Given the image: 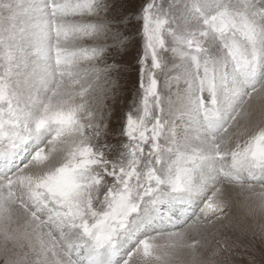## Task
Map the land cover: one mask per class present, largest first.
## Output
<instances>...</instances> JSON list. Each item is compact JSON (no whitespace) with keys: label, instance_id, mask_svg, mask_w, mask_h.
<instances>
[{"label":"snow or ice","instance_id":"6c2138e0","mask_svg":"<svg viewBox=\"0 0 264 264\" xmlns=\"http://www.w3.org/2000/svg\"><path fill=\"white\" fill-rule=\"evenodd\" d=\"M111 7L110 0H46L34 9L31 27L41 39L51 40L50 48L42 52L45 59L49 52L54 53L56 71L51 75L57 83L48 99L40 101L43 106L38 115L22 110L12 118L15 123L0 120V155L9 157L25 146L33 125L37 130L54 128V135L44 146L0 175V199L9 206L19 202L16 211L24 238L35 241L31 246H24L28 250L24 252L22 264H95L94 255L98 250L117 251L130 225H146L161 214L168 222V230L139 240L119 264H152V254L157 251L159 240L178 244L189 232L197 233L196 244L211 257L210 264H264V260L240 258L242 246L251 244L257 236L264 253V191L257 194L261 210L248 213L256 223L244 230V240L238 243L240 238L235 233L229 234L225 225L226 221L228 225L232 222L233 208L231 198L225 197V193L233 189H226V184L238 185L241 192L254 193L257 185L264 189V133L230 153L221 147L223 138L213 135L204 142L206 147L179 153L171 165L174 176L165 180L158 174L166 149L161 137L171 132V126L162 115L155 114L153 107L160 103L156 70L161 69L166 23L153 19L156 0L147 4L143 14L146 49L140 69L143 114L127 117V163L113 164L112 172L108 173L113 183L106 189L103 207H93L88 194L77 189L74 180L80 177L70 176L67 166L39 180H32L23 173L29 164L45 160V150L54 149L58 138L69 129L83 134L85 125L79 123L78 115L87 116L93 137L99 139L96 134L100 130L92 121L102 113L108 94L111 93L113 99L118 94L119 74L126 69L117 63L116 57L127 56L130 46L127 41L132 39L125 31L127 17L110 16ZM253 7L264 9V0ZM217 38L224 49L219 59L213 58L208 48L209 41ZM187 45L192 49L198 78L199 107L209 126L215 124L221 100L234 94L242 106L252 92L257 95L264 92V25L257 28L243 15L230 17L219 12L203 19ZM81 62L92 64V68H81ZM97 63L101 67L97 68ZM49 75L46 67L32 74L45 87ZM66 77L80 83L79 93L69 89L64 82ZM4 95V84L0 81V98ZM73 95L80 96L79 104L67 101L66 98ZM211 150L223 153L220 173L211 178L194 179ZM84 154L89 155L87 150ZM166 183L180 194L179 203L166 199L162 188ZM4 231L6 240L15 239L8 221H5ZM249 233L253 240L247 239ZM19 255L15 245L6 244L0 264H21L17 259Z\"/></svg>","mask_w":264,"mask_h":264},{"label":"rangeland","instance_id":"374dc122","mask_svg":"<svg viewBox=\"0 0 264 264\" xmlns=\"http://www.w3.org/2000/svg\"><path fill=\"white\" fill-rule=\"evenodd\" d=\"M44 2L46 0H0V81H3L5 89V95L0 98V120L15 123L13 117L18 116L22 110L29 111L25 99L38 94V89L35 91L26 87L31 60L39 58V61H42L44 58L49 65H55L54 53L49 52L45 59L42 52V49L50 48L51 40L41 39L37 31L31 27L35 7ZM150 2L151 0H110L112 5L110 16L127 17L125 31L132 36V39L127 41L130 45L127 56L116 57L117 63L123 64L126 69L119 74L118 94L115 99L111 93L108 94L102 113L92 121V124L100 130L96 134L99 139L93 137L87 116L78 115L79 123L85 125L83 134L69 129L58 138L54 149L50 152L45 150L47 152L45 160L29 164L23 169V173L32 180H39L67 166L70 176L80 177L74 180L77 189L88 194L93 207H103L107 195L106 189L113 183L108 173L112 172L113 164L119 165L121 161L127 163L125 156L128 151L126 148L128 138L125 135L127 117L130 114L133 116L143 114L144 90L140 86V69L143 66L141 61L146 51L143 14L144 8ZM260 2L261 0H156L157 7L153 9V19H162L166 23L163 32L165 47L161 50V69L156 70L160 81V103L153 107L155 114L162 115L163 120L169 121L171 126V132L161 137V143L166 146L158 172L162 179L168 180L174 176L171 165L180 152L196 149L193 147L203 139H211L213 135L224 138L221 147L230 153L238 147L242 148L252 137L264 133V92L259 95L252 92L242 106H239L240 100L233 102L234 94L221 100L215 124L209 126L199 107L198 78L195 74L192 49L187 45V41L197 32L203 19L219 12H225L230 17L243 15L259 28L264 25V15H262L264 9L255 8L253 5ZM31 43L34 47L30 48L34 49L29 48ZM208 48L213 58L223 57V45L218 38L210 40ZM96 67L99 68L101 65L97 63ZM81 68L91 69L92 64L81 62ZM229 72L231 75L230 66ZM64 82L75 93L81 91L79 82H71L67 78ZM35 84L38 86V81L35 80ZM15 90L24 98H15L12 95ZM66 99L72 104L80 103L79 95L69 96ZM161 109H163L162 113ZM185 109H189V112ZM242 110H245L244 116L241 114ZM41 132L44 134L42 135ZM105 132L107 134L103 135ZM53 135L54 128L37 130L33 125V131L25 146L10 157L0 155V175L18 166L26 157L30 158V154H34L38 147L44 146ZM84 150H87L89 155H85ZM222 155L223 153L212 160L203 161L194 179L199 180L200 173L203 177H209L205 174L208 168L221 169ZM209 162L213 163V168H210ZM116 174H119L118 168ZM225 187L233 189L230 193H225V197H230L233 201L230 214L232 222L228 225L226 221L225 225L229 234L235 233L240 238L239 243L244 240L242 233L248 225L256 223L248 213L261 210V201L257 198V194L264 189L257 185L253 193L241 192L236 184H226ZM162 188L168 201L179 203L180 194L172 191L171 184L166 183ZM19 206V202L9 206L0 199V261L3 259L6 244L9 247L15 245V251L20 254L17 259L21 264L25 259L24 252L28 250L24 246L35 244L34 240L30 242L24 238L23 229L18 221L19 214L16 211ZM161 217H155L146 225L139 223L130 225L129 233L121 238L117 251L113 253L108 249L98 250L94 255L95 264H119L139 240L158 231L168 230L167 220ZM5 221L11 224V232L15 239L6 240ZM198 239V235H195L192 242L186 245L167 239L159 240V247L152 254V264H210L211 257L206 255L202 246L196 244ZM247 239L253 240L250 233ZM258 240L259 236L251 244L242 246L241 259L247 261L251 257L258 262L264 260V253L257 243Z\"/></svg>","mask_w":264,"mask_h":264},{"label":"bare ground","instance_id":"6f19581e","mask_svg":"<svg viewBox=\"0 0 264 264\" xmlns=\"http://www.w3.org/2000/svg\"><path fill=\"white\" fill-rule=\"evenodd\" d=\"M27 36H29V35L27 34ZM29 45H30L29 48L30 47H34V44H32V43L29 44ZM30 49H34V48H30ZM35 49H36V47H35ZM47 61H49V60H47ZM45 67L47 68L48 72L50 73V75L48 76V85H47V87H45L44 85H41V84H38V86H36V84H35V77H33L32 74L34 72H36V73L42 72L45 69ZM55 71H56V65H52V64L49 65L48 62L44 61V58H43L42 61H39V58H34V59L31 60L30 71L27 72L29 78L27 80L26 87H28L29 90H32L33 89V90L37 91L36 89H38V94L37 95H32L30 99H25V100L27 101V105L26 106H29V111H31L34 115H38L39 114L40 109L43 106L40 103V101L41 100H47L48 99L49 95L51 94L52 89L55 87V84L57 83V81H55V80L52 79V75H51V73H55ZM12 95L15 96V98L17 97L18 99L19 98H24L21 94H18V92L16 90H15L14 93L12 92ZM233 96H234L233 102L240 100L238 96H236V95H233ZM19 107L21 108V103L19 104ZM185 111L189 112V109H185ZM244 111L245 110H242L241 111V114L243 116H244V113H245ZM178 119H180V118H178ZM218 122H220V121H218ZM221 124H220V126H221ZM219 127H217V128H219ZM210 131H214V130H210ZM41 134L43 135L44 133L41 132ZM209 140H210L209 138L203 139L200 143L196 144L195 147H193V149L194 148L199 149V148H202V147H206V144L204 142L205 141H209ZM223 140H224V138H223ZM234 148H236V147H234ZM217 156H218V154L214 153V150H211V154H209L204 161H206L208 159L209 160H212V159H214V157H217ZM208 164H210V168H213L214 167L213 163L209 162ZM220 170L221 169H219V167H217L214 170H211V169L208 168V169H206V173L205 174H208L209 178L215 177L217 174L220 173ZM209 171L212 172V173H209ZM213 173H215V175ZM201 176H203V175L200 173V177ZM161 228H162V226H161ZM166 229H168V228H166ZM195 235H197L196 232H189L186 235V238L181 243L183 245H186L188 243L190 244L192 242L193 238L195 237Z\"/></svg>","mask_w":264,"mask_h":264}]
</instances>
